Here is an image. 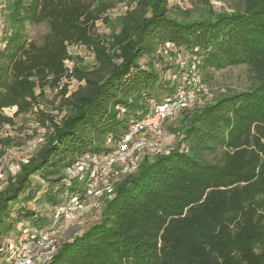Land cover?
Here are the masks:
<instances>
[{
    "label": "trees",
    "instance_id": "16d2710c",
    "mask_svg": "<svg viewBox=\"0 0 264 264\" xmlns=\"http://www.w3.org/2000/svg\"><path fill=\"white\" fill-rule=\"evenodd\" d=\"M210 1L127 0L103 18L106 2L0 0V159L18 167L0 180V248L25 232L53 233L70 197L93 202L67 170L84 155L108 154L151 105L176 97L177 50L197 58L202 87L215 71L240 66L251 85L178 110L165 126L174 146L143 153L118 175L99 197V220L40 264H264V0L223 13ZM181 3L206 7L193 18ZM41 23L47 33L30 41L26 25ZM12 148L19 157L9 158ZM34 202L50 206V218Z\"/></svg>",
    "mask_w": 264,
    "mask_h": 264
},
{
    "label": "bare ground",
    "instance_id": "6f19581e",
    "mask_svg": "<svg viewBox=\"0 0 264 264\" xmlns=\"http://www.w3.org/2000/svg\"><path fill=\"white\" fill-rule=\"evenodd\" d=\"M3 29L4 25L0 23V41L4 34ZM183 59V55L178 53L179 63L181 60L183 61ZM189 60L190 66H188V68H180V70H182V76L179 80L182 87L178 90L176 97L174 99H169L164 103L152 105V107H168V109L163 111L158 118L156 110L151 109V113L145 118L148 120L157 119L156 125L154 123H144L145 119L132 123L126 133L123 135V138H126V135L131 134L136 127H140L143 123L144 129L142 131H134L133 134L129 135L127 137V146L117 145L112 149V151L108 152V154L112 153V157H108V154L103 157L87 154L84 155L71 169L67 170V175L70 179L76 177L80 181L84 182V187L86 190L85 197H87L89 200L92 199L94 201L102 196L104 192H110L112 181H115L118 178V175H125L134 171L142 157V154L148 152V149H151L148 147L146 141L140 137L150 134L157 137L163 136V134H159V130H163V125L166 121L172 120L174 118V113L177 111V101H179V107H185L187 98L184 99V97H188L189 93L194 91L197 92L203 89V87L199 85V77L196 74L198 60L196 57H189ZM174 77L175 76L172 78L174 79ZM192 86L196 88L195 90L193 89L194 91L191 90ZM142 140L144 141L142 142ZM139 142L141 143L139 144ZM5 161H7L5 157L0 159L1 181H3L5 176V172H2V163ZM102 169H107L104 172V179L108 180L103 181L101 183V187L92 190L97 183V178L100 177V170ZM17 170L18 167L16 171ZM72 172L76 173L72 175ZM91 190L92 194H90ZM78 201L79 200L76 197H70L67 204L65 206L62 205L63 207H60V209L56 212L57 217L65 220L73 217L74 215H72V212L78 208ZM86 203H88V201H86ZM86 207L88 208V205L83 204V209L78 212V215L87 209ZM25 233L28 236H26L21 242H8L4 248H0V253L3 254V260L1 264H40L51 260L56 246L54 243L48 242V239L53 233H41L37 230H34L33 233ZM32 244L33 246L29 248L28 257L22 256L23 251Z\"/></svg>",
    "mask_w": 264,
    "mask_h": 264
},
{
    "label": "rangeland",
    "instance_id": "374dc122",
    "mask_svg": "<svg viewBox=\"0 0 264 264\" xmlns=\"http://www.w3.org/2000/svg\"><path fill=\"white\" fill-rule=\"evenodd\" d=\"M22 1L26 2L27 0H22ZM88 1L93 6L99 5L101 2H106L110 6V8H108L105 11L103 18L104 17L112 18L118 15L124 9V4L126 3L127 0H88ZM240 1L241 0H211L210 6H211V10L214 13H223V12H229L230 8L236 7L240 3ZM180 5L183 8H190L192 11L191 14L193 15V18H195V15H194L195 13L197 14L198 11L201 13V9H205L206 7L199 3H195L194 5H188L186 3H181ZM196 9H198V11ZM103 26L104 25H102V22L97 23V27L99 28L100 31H107V29L104 28ZM26 30H27L28 39L30 41H34L38 43L41 41V38L43 37V35L47 33L48 27L45 23L27 24ZM69 51L73 56H77L79 59H81L83 64H87L91 62V56H90L91 54L84 47L71 46ZM175 52L177 54L181 53L180 51H177V50ZM180 64H181L180 68L181 67L188 68V66H190L189 58L187 57L186 59H183V61L181 60ZM251 82L252 80L244 66L232 67V68H227V69L220 70V71H215L212 75V82L209 86H204L203 89L200 91H197V92L194 91L192 93H189L185 107H188V106L192 107L195 104H200L204 102L205 100L213 98L215 95H217L218 93L226 89H230L233 91H241V90L248 89L251 85ZM69 89L70 90L75 89V84H71L69 86ZM14 111L15 109L14 110L10 109L6 111V115L11 117ZM175 113L177 114L175 115ZM175 113L174 115L176 118L177 115H179L178 110L175 111ZM175 118L173 121L167 122L169 125L164 124L163 136L157 137L155 135L150 134V135H144L140 137L144 139L146 143L148 144V147L151 148V149H148V152L159 153L160 151H168L171 147L174 146L175 139L171 134L167 132V128L165 126L168 127V126L173 125L171 123H174L176 121ZM36 131L37 133H42V129H39L38 127H36ZM26 132L29 134H32L33 131L26 130ZM38 140H39V135L33 134L32 139L28 141L29 146L32 147L36 145L38 143ZM9 150L10 151L7 154L10 159L19 157L20 152L17 151L18 150L17 148H12ZM98 199L99 198H97L91 204L88 205V206H93L89 210L79 213V215L78 214L74 215L70 219H66V220L63 219L64 221L61 220L59 224H56V226H54L53 234L51 235V237L49 236V239H48V242L54 243L56 246V248L54 249V253L57 249L58 243L69 241L73 237L81 235L91 225H93L99 220L100 215L104 208V204L102 202V199H99V200ZM29 206L30 208L35 209L36 211H39L41 214H45L47 215V217L50 218L51 208L50 206L46 205L45 202L38 203V204L34 202V203L29 204Z\"/></svg>",
    "mask_w": 264,
    "mask_h": 264
},
{
    "label": "built area",
    "instance_id": "2783aa9c",
    "mask_svg": "<svg viewBox=\"0 0 264 264\" xmlns=\"http://www.w3.org/2000/svg\"><path fill=\"white\" fill-rule=\"evenodd\" d=\"M167 49H170V45L169 44H166L165 48L163 49L164 50V53L166 54V51ZM177 61H178V54H177ZM179 63V61H178ZM179 67H180V63H179ZM174 79H176V76L174 77ZM194 91V90H193ZM187 98V97H184V99ZM177 110L179 108H183V107H179V101H177ZM150 109H155L156 112H157V118L160 116V114L167 110L168 107H163V108H156V107H150ZM156 120H148V119H145L144 120V123H154L156 125ZM144 123L141 124L140 127H136L133 132L131 134L134 133V131H142L144 129ZM158 129V128H157ZM131 134H128L126 135V138H122V141L118 144V146H127V137ZM159 134H164V131L163 130H159ZM144 140H142L143 142ZM141 142H139L140 144ZM108 157H112V153L111 154H108ZM6 169H8L11 173H15L16 172V169H17V164H10L9 160L7 159V161H5L4 163H2V172H5ZM110 169V168H109ZM107 169H102L100 170V177L97 178V183L95 185V187L92 189V190H95L96 188H99L101 187V183L103 181H107L108 179H104V172L106 171ZM81 172V171H80ZM76 172H72V175H74ZM92 190H91V193L92 194ZM83 209V201H78V208H76L74 210V212H72V215H76L78 214V212H80V210ZM39 241V240H38ZM33 244L31 246H28L24 251H23V254L22 256H27L28 257V254H29V248L32 247Z\"/></svg>",
    "mask_w": 264,
    "mask_h": 264
}]
</instances>
